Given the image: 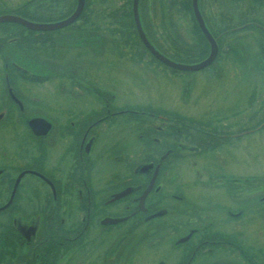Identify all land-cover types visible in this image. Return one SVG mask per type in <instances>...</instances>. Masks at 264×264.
Listing matches in <instances>:
<instances>
[{
    "label": "flooded vegetation",
    "instance_id": "flooded-vegetation-1",
    "mask_svg": "<svg viewBox=\"0 0 264 264\" xmlns=\"http://www.w3.org/2000/svg\"><path fill=\"white\" fill-rule=\"evenodd\" d=\"M74 1L63 19L74 11ZM197 1L217 46L214 60L201 70H211L217 79L239 77L242 99L221 107L225 112L206 107L199 115H182L166 110L165 99H133V91L124 84L129 76L115 73L119 61L146 72L149 62L153 71L178 79L201 71L164 65L145 49L137 32L144 49L133 45L127 15L135 28L133 0H94V25L79 19L85 0L78 17L56 30L0 23V264H134V255L151 257L143 251L153 249L144 247L157 248V264H264V179L254 171L253 179L246 180V171L238 173L232 166L236 163L226 158L242 149L247 135L264 127L261 101L256 99L262 94L258 67L262 63L264 68V18L249 14L259 10L263 15L264 4L211 0L224 11L209 21L201 10L202 0ZM54 2L46 1L51 6ZM170 2L137 0L141 28L145 24L153 29L152 40L163 49L167 12L173 10ZM9 3L0 0V16L39 24L63 20L32 21L28 15L37 0ZM69 3L59 15L68 11ZM191 13L201 33L192 7ZM190 23L181 25L187 43L193 41L187 35L193 29ZM70 27L73 31L67 36H56V31ZM53 38L62 43L59 50L53 49ZM152 47L159 53V47ZM252 47L256 55L251 64L245 60ZM163 53L188 57L181 49ZM51 55L59 64L47 63ZM218 62L224 64L220 69ZM251 79L258 87L253 85V100L245 105L241 101ZM53 81V90L65 96L56 105L26 94L29 86L43 88ZM191 84H181L182 98L193 90ZM32 107L37 112L23 114ZM250 107L255 110L249 112ZM51 112L65 116L59 120ZM30 120L45 122L47 130L39 124L33 132ZM246 122L254 126L247 128ZM189 161L193 178L185 182L177 173ZM147 165L150 168L141 171ZM152 235L161 236L159 242L134 244L135 238ZM174 251L175 261L169 257Z\"/></svg>",
    "mask_w": 264,
    "mask_h": 264
},
{
    "label": "rangeland",
    "instance_id": "rangeland-1",
    "mask_svg": "<svg viewBox=\"0 0 264 264\" xmlns=\"http://www.w3.org/2000/svg\"><path fill=\"white\" fill-rule=\"evenodd\" d=\"M7 1H10L9 3L10 5L17 4L19 2V0H7ZM53 1H55L56 3H61V4H56L58 5L57 9L61 8V10L64 11L65 3H69L71 0H53ZM245 1L248 2L250 0H245ZM259 1H262V5L264 4V0H259ZM200 4H201L202 12L205 14L206 18L209 21H212L214 17L218 18L220 11L221 10L224 11V9L217 8L216 2H212L211 0H202ZM52 8H54V5L52 6ZM252 12H253L252 17L264 18V14L262 15L258 13L259 10L258 12L249 11V14ZM55 13L58 14V11ZM56 14H53V15H56ZM252 17L250 16L251 19ZM209 23L211 27H214V24L212 22H209ZM178 26L180 27V23ZM71 31H73L71 27L66 30L56 31V36L57 37L59 35L67 36L68 34H70ZM245 33L246 34L248 33L247 35H249L248 31H246ZM157 36L159 37L160 34H157ZM232 36H237V34H232ZM188 37H191V35L189 34ZM185 40H187V37ZM165 43L168 44L167 41H165ZM54 46L56 47L54 48ZM61 46H62V43L57 42V39L53 38V49L59 50ZM49 47L50 46H46L45 48H49ZM39 50L43 52L41 48H39ZM252 52L254 53L256 52L254 47H252L250 51L248 50L249 57L245 60L247 63L250 62L252 64V61L255 60L254 57L256 54L254 55ZM50 58L47 59V63L59 64L58 63L59 60L55 59V56L51 55ZM181 64L188 65L187 63H181ZM145 66L148 68L147 72L144 71L142 67L141 68H138L135 66L131 67L127 61L125 62L119 61V65L116 66L115 73L124 74L126 76H129V78L124 81V84L125 85L127 84L126 87L130 91H133L132 96L134 100H137V99L141 100V98H146L147 95L151 97H155L156 99H161V100L165 99L169 101L168 107L166 110L169 109V110H173L174 112L180 113L182 115L191 116L192 113H196L199 115L200 112L198 110H201L203 108L212 107V112H214V108H215V111H217V107L223 108L224 106H226L227 104L233 101L237 102L239 99H242L240 98V93L238 91L239 77L237 75L234 78L233 77L226 78L225 76H222V79L221 78L217 79V78H214L212 75H210L211 70L208 71L204 69V70H201L195 73H188L186 75L180 76L181 79H184L188 82L190 81L192 83L191 84L192 86L190 88L193 89L190 92H188L187 97L182 98L181 84L184 82V80L178 79V76L167 75L168 73L163 74V73H159L157 70L153 71L152 69H154V67H152L151 64L149 65V62L145 63ZM212 66H215V64ZM222 66H224V64L219 63V62L216 63V69L217 68L220 69ZM251 66L252 65H250L249 67L251 68ZM129 68H131L130 71H129ZM258 69H261L262 71V74H261L262 83L260 84V92L262 94L261 96H257L256 99L258 100V103L259 101H261L262 118H264V76H263L264 68H263L262 63H260V66L258 67ZM251 71L253 72V68L251 69ZM129 72L130 73L132 72V74L130 75ZM172 76L175 78H171ZM120 77L121 76L119 75L118 78L120 79ZM55 84H56L55 81H53L51 83H48L47 86L43 88H33L29 86L25 89V91L28 96L31 95L33 97H38L39 99H45V100L47 99L51 101L53 105H56L57 103H60L61 101H63L65 99V96L60 97L57 94L58 91L53 90ZM253 85L258 87L256 83L253 82V79H251L250 85L246 90L245 99L241 101L245 103V105L250 104L247 101L248 99L253 100V94H252ZM145 91H149V92L146 93ZM49 94L52 95L53 99L49 96ZM183 101H186L187 103L184 104ZM61 107L65 109L62 105ZM222 108L221 110L225 112V109H222ZM252 110H255V108L250 107L249 112L250 111L252 112ZM35 112H37V109L32 107V108H26L23 114L31 115ZM247 114H248V111H247ZM51 115L57 116L58 119L62 116H65L61 112H54V113L51 112ZM247 122H248V118H247ZM247 122H246L247 128L254 126L253 122L251 123H247ZM262 125H264V123ZM200 158L201 157H195L194 160H199ZM226 158L229 164L234 163V162L236 163L232 166H234V170H236L238 173H242V171L244 170L246 171L244 172V175H242L246 177V180L253 179L251 178L252 177L251 174H253L254 171L261 172L262 179H264V127H262L258 131L253 132L250 135H247L244 138L242 149L238 151L236 155L227 154ZM199 162H202V161H199ZM190 163L191 162L189 161L188 163L180 167L177 173L178 176L182 174L181 179L184 180L185 182H188V180H192L191 178H193L191 175V173L193 172V169L192 167H190ZM184 167H188V170H186ZM185 174H187V176H185ZM203 178L204 177L202 176L201 179ZM178 180L180 181V177H178ZM249 184H246V185H249ZM188 189L190 190V188ZM256 224L253 227H256ZM159 237L161 236L152 235L149 238L142 237L140 239L139 237H137L135 239H137L138 241H135L134 244L142 245V243H148L152 245L154 243L159 242L158 241ZM148 239H150L149 242L146 241ZM139 247H142V246H139ZM171 247L169 246L167 248L171 249ZM144 248L153 249L151 253H149L147 250L143 251L145 255H151V257H148L146 259H140V258H137L138 256L135 257L136 255H134V258H135L134 264H157L160 262V260H158L157 258L158 257L157 248H152V247H144ZM174 255H176L175 251L172 253V256H169V255L168 256L171 257L170 259L175 261ZM168 256H165L162 258L165 261V263H166V258Z\"/></svg>",
    "mask_w": 264,
    "mask_h": 264
},
{
    "label": "trees",
    "instance_id": "trees-1",
    "mask_svg": "<svg viewBox=\"0 0 264 264\" xmlns=\"http://www.w3.org/2000/svg\"><path fill=\"white\" fill-rule=\"evenodd\" d=\"M46 1L47 0H37V5L35 7L34 12L29 14V15L27 14L32 21L50 22V21L63 19L64 17L68 16L71 13V11L74 7V4H75V1L71 0L69 3L70 6H69L68 11L59 15V14H56L55 12L60 11L61 8L57 9L58 5H56V4H61V3L54 2V8H52V6L49 5L50 3L47 4ZM49 1H51V0H49ZM93 3H94V0H85V7H84V10H83L80 18H79L81 20H84V22L89 24V25H94V23L92 22V21H94V15H95V10H94L95 8L93 7ZM190 4H191L190 0H171L170 5L172 6L173 10H170L169 12H167L168 16L166 17V22H167L166 26H168V27L166 28V31L164 34L165 40L168 42V44L165 43L167 49H169L172 52H175V51L177 52L179 49H181V51H183V52H188V53H186V55L188 57L183 56V58H176L178 56V55H176L173 58H171V57L169 58L167 55H165L163 53V52H168L169 50L163 49L162 47H160L155 42L156 41L155 38H154L155 41L152 40L153 39L152 37H154V30L151 28H146L145 24H144V27H142V30L144 31V34H145L146 38L148 39V41L154 47H157V50L159 47V49L161 50V51L158 50L159 53H161L165 57L169 58V60L174 61V62L193 64V63H197V62L201 61L202 59H204L206 54H207V46H206L205 40H204L203 36L201 35V33H199L196 25L194 24ZM18 12H20V11H18ZM53 14H56V16H58V18L54 19ZM20 15H23L22 17L26 16L25 13H21ZM127 15L129 16V18H128L129 19V22H128L129 27L131 28L129 35L130 36L132 35V40L135 42L133 45H135V46L139 45L138 50H143L144 48L142 47V45L139 44V41L137 39V34L135 31V28L133 27V20L131 18V15H130V13H127ZM179 23H180V27L178 26ZM187 23L193 24V29L191 31H189L190 35L192 36V39H193L192 43L185 42L184 41L185 39L183 38L184 29L182 28V26L184 24L186 25ZM247 28L248 29H254L253 26H248V27H246V29ZM229 33L231 36H232V34H236V33H233L231 31ZM187 35L189 36L188 33H187ZM191 54L194 56L192 57Z\"/></svg>",
    "mask_w": 264,
    "mask_h": 264
},
{
    "label": "water",
    "instance_id": "water-1",
    "mask_svg": "<svg viewBox=\"0 0 264 264\" xmlns=\"http://www.w3.org/2000/svg\"><path fill=\"white\" fill-rule=\"evenodd\" d=\"M83 5H84V0H76V6L74 11L72 12V14L63 20H60L58 22H54V23H32L29 21H26L20 17L17 16H13V15H2L0 16V23L3 22H12V23H16L19 24L27 29L30 30H42V31H51V30H56L59 28H62L68 24H70L71 22H73L78 15L80 14L81 10L83 9ZM191 7H192V11H193V15L194 18L197 22L198 28L201 31L202 35L204 36L205 40L207 41L208 45H209V54L208 56L203 59L202 61L195 63V64H180V63H176L173 62L165 57H163L162 55H160L147 41L142 28L140 26V22L138 19V15H137V0H133V18H134V24H135V29L136 32L139 36V39L142 43V45L145 47V49L158 61H160L161 63H163L164 65L176 69V70H180V71H189V72H194V71H198L201 70L205 67H207L209 64H211V62L214 60L216 53H217V46L212 38V36L210 35V33L207 31L203 20L200 16V13L198 11V7H197V0H191ZM41 121V120H30L28 122V125L30 127V129L33 132H36V129L38 130V126L39 124H43L42 128L44 129V131L47 130L48 125ZM38 127V128H37ZM147 168H150V165L144 166L141 168V171L146 170Z\"/></svg>",
    "mask_w": 264,
    "mask_h": 264
}]
</instances>
